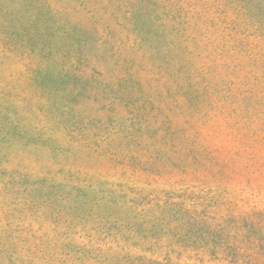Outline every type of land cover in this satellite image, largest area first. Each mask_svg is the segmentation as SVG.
<instances>
[{
  "label": "rangeland",
  "instance_id": "374dc122",
  "mask_svg": "<svg viewBox=\"0 0 264 264\" xmlns=\"http://www.w3.org/2000/svg\"><path fill=\"white\" fill-rule=\"evenodd\" d=\"M0 264H264V0H0Z\"/></svg>",
  "mask_w": 264,
  "mask_h": 264
}]
</instances>
